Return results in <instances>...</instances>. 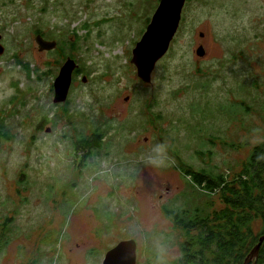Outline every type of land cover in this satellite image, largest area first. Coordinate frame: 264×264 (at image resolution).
<instances>
[{"label": "rangeland", "instance_id": "rangeland-1", "mask_svg": "<svg viewBox=\"0 0 264 264\" xmlns=\"http://www.w3.org/2000/svg\"><path fill=\"white\" fill-rule=\"evenodd\" d=\"M159 1L126 0L124 11L107 15L120 0H0V111L13 134L0 148V235L8 242L0 264H104L129 239L137 264L171 262L185 236L163 207H208L210 198L174 157L196 170L240 171L251 145L264 141V0H187L145 82L131 59ZM83 2L87 32L79 29ZM73 28L88 34L80 59L73 49L82 70L63 105L54 82L67 59L40 50L36 37L73 40ZM97 129L102 148L84 160L73 141ZM125 247L109 264L130 259L133 247Z\"/></svg>", "mask_w": 264, "mask_h": 264}, {"label": "trees", "instance_id": "trees-1", "mask_svg": "<svg viewBox=\"0 0 264 264\" xmlns=\"http://www.w3.org/2000/svg\"><path fill=\"white\" fill-rule=\"evenodd\" d=\"M36 32L42 31L37 29ZM67 42L71 40L58 44L66 45ZM16 64L29 70L32 65L21 59ZM66 104L67 101L63 103ZM45 124V120H41L38 128H43ZM102 134L101 130H94L90 135L73 141V149L77 153L82 152L84 160L97 155L102 148ZM12 136L11 126L0 111V148ZM176 157L179 158L178 155ZM176 157L177 167L187 174L189 182L203 194L210 196L208 207H163L185 237L180 243L181 253L173 261L152 264H244L264 235V141L251 145L250 153L242 162L240 171H223L214 169L215 166L196 170L193 166L179 164ZM202 161L205 162L204 159ZM215 195L219 197V205L213 199ZM8 220L10 219L5 218L4 222ZM258 222L259 226H256ZM2 235L3 232L0 235V246L8 243ZM20 264L24 263L21 261ZM26 264L35 262L27 261ZM256 264H264V240Z\"/></svg>", "mask_w": 264, "mask_h": 264}, {"label": "water", "instance_id": "water-1", "mask_svg": "<svg viewBox=\"0 0 264 264\" xmlns=\"http://www.w3.org/2000/svg\"><path fill=\"white\" fill-rule=\"evenodd\" d=\"M186 0H160L156 7L149 24L145 32L143 33L140 40L137 42L131 61L136 65L138 76L145 82H150L152 72L156 66L157 61L163 57L170 47V43L179 27L183 7ZM165 23V28L161 32L157 31L161 27L162 23ZM161 23V24H160ZM203 36V33H201ZM1 37V36H0ZM36 41L39 45L40 50L52 49L56 46L55 41L46 40L41 34H38ZM5 47L0 42V54L4 53ZM149 51V52H148ZM197 54L202 56L206 52L204 46L201 44L196 50ZM152 58L151 62L150 59ZM150 62V63H148ZM78 67L75 59L68 57L63 66L60 69L58 76L54 82L55 89V101H66L67 93L72 83V75L75 68ZM87 76L83 75V81H87ZM63 86L61 87V84ZM264 235L260 237V242L257 243L244 264H249L251 261L256 264L259 250ZM131 244L133 247L132 255L127 256L130 259L124 258V264L127 262L136 264L137 263V244L133 239L121 241L117 246L110 249L105 255L104 264H109L114 261L120 251L126 250V245ZM127 251V250H126ZM131 255V256H130ZM127 261V262H126ZM118 262H116L117 264Z\"/></svg>", "mask_w": 264, "mask_h": 264}, {"label": "flooded vegetation", "instance_id": "flooded-vegetation-1", "mask_svg": "<svg viewBox=\"0 0 264 264\" xmlns=\"http://www.w3.org/2000/svg\"><path fill=\"white\" fill-rule=\"evenodd\" d=\"M50 2H53L54 0H49ZM187 1V0H186ZM69 2L71 3L72 2V0H69ZM68 2V8H69V11L71 10V7H70V3ZM82 2V0H79V1H77V2H72V3H81ZM120 2H121V9H118V10H116V11H114V12H112V11H110L109 9H108V11H109V13H108V11H106V14L107 15H110V14H114V13H121L122 11H124V9H125V6H126V0H120ZM131 5H133V4H131ZM52 8H53V5H52ZM78 13H80V15H84V19H83V22H82V24L80 25V27H79V29H82V30H84V31H89V28H90V26H91V24L89 23V22H87L86 21V18H89L90 16H91V12H90V6L87 4V2H83V4H82V7H81V9H80V11L78 12ZM78 13H76V14H78ZM106 16V15H105ZM67 17H69V15L68 16H66V18ZM74 17H77V15H74ZM152 17V16H151ZM151 17L150 18H148V20H149V22H150V20H151ZM69 19H71L72 21H74V20H77L78 18H73V17H69ZM67 20H68V18H67ZM94 23L96 24V25H98V24H100L101 22L100 21H94ZM149 24V23H148ZM147 24V25H148ZM72 33L75 35L76 34V36H75V39L73 38V40L70 38V40H71V42H67L66 43V45H63V44H58L59 42H64L65 43V41L67 40V36H65L64 35V37L63 38H60V39H58V38H49V39H47V38H45L46 40H50V41H55L56 42V46L54 47V48H52L50 51H53V52H56V54H61V56H62V58H64V61L68 58V57H72V58H74L75 60H76V62L79 64V66L77 67V68H75V70L73 71V81H72V84L74 83V81H75V79L80 75V73L79 72H81V70H82V66H81V63L79 62V60L78 59H76V55L73 53V49L74 50H78V52H79V59H80V50H81V48H82V45L80 44V42H81V40L82 39H85L86 38V36H87V34L88 33H84V34H80L79 32H78V28H73V30H72ZM50 34V33H49ZM69 39V38H68ZM68 50H67V49ZM83 73V72H82Z\"/></svg>", "mask_w": 264, "mask_h": 264}, {"label": "clouds", "instance_id": "clouds-1", "mask_svg": "<svg viewBox=\"0 0 264 264\" xmlns=\"http://www.w3.org/2000/svg\"><path fill=\"white\" fill-rule=\"evenodd\" d=\"M164 148H165L164 145H160V144H158V145H156V147H155V151H157V152H162V151H164Z\"/></svg>", "mask_w": 264, "mask_h": 264}, {"label": "bare ground", "instance_id": "bare-ground-1", "mask_svg": "<svg viewBox=\"0 0 264 264\" xmlns=\"http://www.w3.org/2000/svg\"><path fill=\"white\" fill-rule=\"evenodd\" d=\"M161 23H162V22H161ZM161 23H160V24H161ZM163 28H165V23H164V22L162 23L161 27H160L159 30H157V31H158V32H159V31L161 32V30H163ZM148 52H149V51H148Z\"/></svg>", "mask_w": 264, "mask_h": 264}]
</instances>
